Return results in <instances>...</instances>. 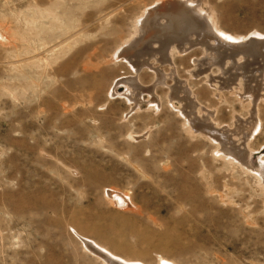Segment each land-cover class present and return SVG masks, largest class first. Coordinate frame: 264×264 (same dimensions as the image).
<instances>
[{
  "label": "rangeland",
  "instance_id": "1",
  "mask_svg": "<svg viewBox=\"0 0 264 264\" xmlns=\"http://www.w3.org/2000/svg\"><path fill=\"white\" fill-rule=\"evenodd\" d=\"M159 1L0 0V264L111 263L79 234L120 264H264V101L255 128L252 94L218 90L178 56L157 101L123 84L109 95L132 75L117 57ZM196 1L223 31L264 38V0ZM217 67L211 80L228 75ZM140 78L155 80L148 67ZM185 87L196 104L171 97ZM209 120L245 127L238 144L255 128L254 170L194 130ZM110 189L136 208L114 205Z\"/></svg>",
  "mask_w": 264,
  "mask_h": 264
},
{
  "label": "bare ground",
  "instance_id": "2",
  "mask_svg": "<svg viewBox=\"0 0 264 264\" xmlns=\"http://www.w3.org/2000/svg\"><path fill=\"white\" fill-rule=\"evenodd\" d=\"M184 1H159L153 7L146 8L147 11L140 20L139 33L121 51V55L117 57L126 62L128 64L126 66H129L133 73L132 75L123 76L118 79L112 86L113 88L109 92V95L110 93L111 95H115L117 93V86L123 84L128 88L127 95L131 96L133 91H140V93L144 91L152 97V102L157 101V89L166 83V78L169 75L162 69L165 66L164 64L168 63L171 69H175V58L177 56L186 59L190 58L196 67L190 71L192 76H198L199 74H196V72L202 69L201 72L206 74L204 76H207V81L211 82V86L217 87L218 90L220 89L219 85L224 87L222 84L229 85L238 82L241 88L238 90L236 86H233L232 89L234 92L239 95L252 94L254 96L252 100V105L255 108L253 123L255 122L254 126L256 128L259 125L257 123L259 120L257 117L259 106L261 101H264V38H241L227 33L219 28L216 18L203 4L200 2L197 3L196 0ZM198 50H202L204 55L202 58L193 55V52L197 54L196 51L200 53ZM159 56H161L160 59L158 58ZM157 60L158 64L156 65L155 61ZM214 65L215 67L217 65V68L225 70L228 75L221 74L224 77L220 80H211L210 71ZM144 67H148L149 71L154 73L155 76V80L148 86L144 85L140 78V72ZM176 71H173L175 80L178 78L176 75L178 72L176 73ZM175 90L176 88L173 89V91ZM179 93L181 96L178 97L177 94L173 93L171 97L185 100L190 105L191 103L196 104L197 95L190 88H181ZM130 98L134 99L132 97ZM208 122L203 124L192 122V125L194 130L198 129V131L200 130L202 133H205L206 137L217 144L218 148H216L215 152L218 155L238 160L247 168L254 170L250 166L251 157L249 154L252 151L250 150L251 153L247 152L246 155L245 147L255 128L252 132H245L243 141L238 144L232 138V134L237 131L243 133L245 127L243 128L242 125H238L236 128H228L230 126L223 127L222 125L214 123L212 120ZM260 175L264 180V171ZM181 192L187 194L186 187L182 188ZM107 194L109 200L114 205H117V207L120 206L122 209H129L130 206H133V208H136L133 201L120 190L110 189ZM79 236L85 242L86 246L93 253L104 259L106 263L120 264L117 260L127 261L115 255L106 247L101 246L96 241L80 234ZM164 258H161L164 264H169V260Z\"/></svg>",
  "mask_w": 264,
  "mask_h": 264
}]
</instances>
